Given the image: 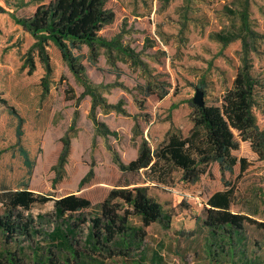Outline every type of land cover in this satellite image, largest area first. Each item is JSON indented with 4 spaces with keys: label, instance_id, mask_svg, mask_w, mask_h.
Here are the masks:
<instances>
[{
    "label": "rangeland",
    "instance_id": "374dc122",
    "mask_svg": "<svg viewBox=\"0 0 264 264\" xmlns=\"http://www.w3.org/2000/svg\"><path fill=\"white\" fill-rule=\"evenodd\" d=\"M49 1L0 0L6 10L0 13V97L6 100L0 101V191L29 188L55 199L75 193L88 198L93 207L59 216L51 199L25 211L31 235L17 233L6 240L0 229V255L17 251L25 264L35 259L36 252L60 244L52 238L59 226L65 231L79 224L69 239L78 249L87 250L88 218L118 183L141 178L122 174L115 157L125 163L136 159L141 142L157 146L152 134L160 136L168 127L187 131L197 88H204L206 105L220 104L243 63V39L264 88V0H107L115 15L100 34L120 40L126 54L101 45L94 54L88 45L74 50L84 65V77L100 96L96 104L90 94L82 95L84 83L54 43L48 46L53 71L45 93V65L32 49L33 36L17 19L31 16L39 4ZM244 13L253 32L248 37ZM218 33L241 37L224 44ZM31 56L32 69L27 61ZM254 111L264 129V99ZM67 135L70 150L61 163ZM237 140L238 162L232 170L223 171L214 163L196 182H182L177 171L160 185L145 183L173 212V228L162 223L149 227L146 264H206L194 255L196 236L180 235L177 230L194 228L201 236L204 203L222 188H234L233 210L251 218L242 232L247 256L257 252L264 258V158L249 143ZM241 158L247 159L244 171ZM132 221L140 224L138 217ZM61 251L66 254V248ZM156 251L161 261L151 260Z\"/></svg>",
    "mask_w": 264,
    "mask_h": 264
},
{
    "label": "trees",
    "instance_id": "16d2710c",
    "mask_svg": "<svg viewBox=\"0 0 264 264\" xmlns=\"http://www.w3.org/2000/svg\"><path fill=\"white\" fill-rule=\"evenodd\" d=\"M5 11L0 7V13ZM114 15L107 7V0H50L39 4L31 16L17 19L33 36L32 49L37 50L45 65L46 74L42 82L45 93L49 91V77L53 71L48 46L54 43L63 59L84 83L85 91L82 95L90 94L96 104L100 96L92 88V83L84 77V65L78 61L74 50L88 45L94 54L95 47L101 45L109 49L117 48L125 53L120 40H107L100 34L103 27L114 19ZM243 22V29L248 37L253 33L248 24V14H243ZM217 37L228 44L241 36L218 33ZM248 47L243 39V63L220 104L201 107L190 102L193 127L188 135L171 128L165 139L155 147L143 140L136 159L125 163L115 157L124 174H138L141 178L128 179L124 184L111 189L106 199L98 205L97 213L88 218L90 226L87 250L78 249L69 239L76 234L75 228L79 224L68 226L65 231L59 226L52 238L60 244L53 245L55 248L49 246L45 252H36V257L30 264H109L110 261L115 264H146L149 227L156 223L172 227L173 217V212L165 209L150 193V184H145L146 182H166L177 171L183 181L196 182L212 162H219L223 171L232 170L238 162L233 154V150L239 147L237 136L249 141L253 151L264 158V129L259 126L254 111L263 96V81L249 61ZM27 61L31 69L35 68L33 56ZM201 89L204 91L203 87ZM0 101L6 102L1 97ZM92 117L100 131V123L94 111ZM70 143L67 135L63 139L61 163L69 153ZM23 154L28 160L26 151ZM240 161L242 170L246 169L247 159L241 158ZM51 199L55 200L59 216L81 214L93 207L88 198L75 193L55 199L29 188L1 190L0 204L3 210L0 229L5 239H12L17 233L31 235L25 211L30 210L35 203H46ZM235 199L234 188L218 190L207 198L201 236H197L198 231L194 228L177 230L180 235L196 236L193 241L194 255L204 259L206 264L264 263V258L257 252H251L247 256L245 235L242 232L244 223L251 218L233 210ZM132 217H138L140 224H135ZM78 220L86 221L85 218ZM63 247L66 248L64 255L61 251ZM160 256L156 251L151 260L161 261ZM0 264L25 263L17 251L9 250L0 255Z\"/></svg>",
    "mask_w": 264,
    "mask_h": 264
},
{
    "label": "crops",
    "instance_id": "0c3cea01",
    "mask_svg": "<svg viewBox=\"0 0 264 264\" xmlns=\"http://www.w3.org/2000/svg\"><path fill=\"white\" fill-rule=\"evenodd\" d=\"M263 97V98H262ZM262 97H260V99H259V102H260V100L261 99H264V94H263V96ZM191 112H189V114H190ZM257 115V114H256ZM191 122H192V120H191ZM258 124H259V126L261 127V128H263V126L260 124V122L258 121ZM193 127V122L190 124V127L187 129V131L186 130H184L183 129V131H182V133L184 134V135H188V133L190 132V130H191V128ZM169 130V127L164 131V132H162V134L160 135V136H157V134L155 133V134H152V138H153V140H154V142L156 143V144H158V143H160L161 141H163L164 140V138H165V136H166V133H167V131ZM237 137H239V136H237ZM240 138V137H239ZM243 142H246V143H249L250 144V142L249 141H244V140H242ZM154 143V144H155ZM152 145V144H151ZM250 146H251V144H250ZM152 147H153V145H152ZM252 148V147H251ZM236 150V149H235ZM235 150H233V154L236 156V154H235ZM137 154H138V152H137ZM218 164V166L221 168V166H220V164H219V162H212V163H210L209 164V166L207 167V169H206V171L204 172V173H206L208 170H209V168L213 165V164ZM245 170V169H244ZM243 170V171H244ZM204 173H202V174H204ZM122 174H123V171H122ZM142 174H143V172H142ZM173 178H174V176H173ZM181 181L182 182H185V183H190V182H186V181H183L182 179H181ZM122 184H124V183H118L117 185H122ZM155 184V183H154ZM160 185V183H157L156 185ZM132 185H134V184H132ZM224 189H227V188H222V189H220V190H224ZM216 191H218V190H216ZM216 191H214V192H216ZM213 192V193H214ZM212 193V194H213ZM212 194H210V195H212ZM209 195V196H210ZM234 206V205H233Z\"/></svg>",
    "mask_w": 264,
    "mask_h": 264
},
{
    "label": "water",
    "instance_id": "95a60500",
    "mask_svg": "<svg viewBox=\"0 0 264 264\" xmlns=\"http://www.w3.org/2000/svg\"><path fill=\"white\" fill-rule=\"evenodd\" d=\"M203 90L202 89H200V88H197L196 89V93H195V95H194V97H193V103L194 104H196V105H198V106H201V107H203V106H205L206 104H205V101H204V99H203Z\"/></svg>",
    "mask_w": 264,
    "mask_h": 264
}]
</instances>
